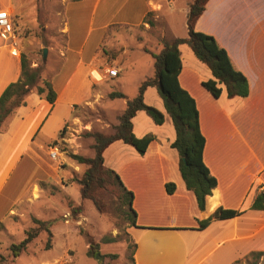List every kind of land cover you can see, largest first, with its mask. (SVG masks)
<instances>
[{"label":"crops","instance_id":"crops-1","mask_svg":"<svg viewBox=\"0 0 264 264\" xmlns=\"http://www.w3.org/2000/svg\"><path fill=\"white\" fill-rule=\"evenodd\" d=\"M190 2L179 5L176 0H65L62 24L55 33H48L46 26L39 25V14L34 5L22 0L16 3L0 0V10L8 12L14 30L17 29L19 50V53H13L9 44L0 38V93L8 83L19 78L21 53L26 55L32 67L38 65L35 50L44 47L47 58L56 56L57 52L64 57L54 75L43 74L56 91L53 105L31 90L26 96V104L18 107L21 113L3 122L7 127L0 130V192L19 160V155L12 157L15 152L41 149L55 139L58 131L76 117L74 105L94 107L103 104L109 91L103 83L107 78L95 81L90 71L108 59L99 49L104 43L106 27L125 24L128 27L124 30L138 28L142 31L138 35L150 36L146 44L138 47L123 44L116 52L122 55L130 50L148 54L152 60L148 59L147 63L152 69L153 57L144 47L158 51L160 39L166 37L165 30L157 31L154 25L169 29L180 21L186 29ZM36 29H40L37 34ZM194 29L214 36L226 50L233 67L245 75L248 93L228 97L224 85L218 83L220 95L213 97L201 84L212 78L210 70L194 56L188 45H179L181 69L178 80L196 102L200 129L205 137L203 160L216 178V186L206 196L202 210L197 207L193 192L186 188L178 170V153L171 147L174 127L155 86L146 88L144 101L162 111L164 121L156 124L143 110L132 117L135 136L154 135L146 151L140 154L121 140H115L105 148L104 165L116 172L123 185L133 193L135 225L127 227L134 244L132 264H232L252 251V234L263 231L264 235V220H256L264 210L249 208L255 193L264 184V0H208ZM58 33L65 36L63 44L67 51L77 35H87L76 50L70 49L75 54L72 63L52 37ZM26 37L31 44L26 42ZM174 37L177 36L171 38ZM117 87L121 90L116 91L122 92L123 82H118L115 89ZM129 97L109 99H119L125 105ZM29 105H33L30 109L33 115L25 134V129L15 126L26 121ZM36 107L43 109L39 112ZM104 112L105 126L116 124L120 112L113 115L107 110ZM167 182L175 185L172 193L165 190ZM7 197H3L2 203ZM218 207L244 208V211L231 218L214 219L206 227L198 228V220L207 218ZM254 221L261 223L252 230Z\"/></svg>","mask_w":264,"mask_h":264},{"label":"rangeland","instance_id":"rangeland-1","mask_svg":"<svg viewBox=\"0 0 264 264\" xmlns=\"http://www.w3.org/2000/svg\"><path fill=\"white\" fill-rule=\"evenodd\" d=\"M17 1L19 0H12L13 3ZM22 1L36 7L39 14V25L46 26V32L55 33L62 24V8L65 0ZM187 2L190 0H176V4L179 5ZM154 29L157 31L164 29L166 37L163 38L168 39L172 36L186 35V29L180 21L169 29H165L163 25H154ZM15 30L17 32L16 28ZM39 31L40 29H36L35 33ZM111 31V36L104 40L101 48V52L108 59L97 67L115 66L120 68L121 72L119 70L115 78L104 80L103 83L107 84L109 91L103 98V104L94 107L89 104L74 105L76 117L66 123L62 137H58V131L55 136L56 142L51 141L41 149L32 150L30 148L24 153L19 151L12 155V157L19 155V160L0 192V216H2L0 220V264H132L133 243L127 232L129 221L124 214L127 207L121 204L120 189L112 178L96 187L95 194L103 208V211H99L90 199L80 198V185L76 179L81 176L84 165L70 157V153L93 156V138L88 133L93 131L110 133L112 131L114 124L109 127L105 126L104 111L107 110L109 115H113L124 108L119 99L110 100L108 96L112 91L121 90L119 87L115 89L118 82H123L122 92L131 98L136 94L140 80L147 75H152L153 72V68L151 69L147 63L148 59L152 60L148 54H137L130 50L122 55L116 52L123 44L135 47L146 44L150 36L138 35L141 31L138 28L136 30L123 29L116 35L113 33V28ZM77 36L70 44L72 51L76 50L85 38L87 39V35ZM140 36L142 38H139ZM52 37L58 46H62V52L67 54L72 63L75 54L70 52V49L66 50V45L63 44L65 36L58 33ZM92 37L93 35L90 39ZM25 40L27 43H32L27 37ZM35 51L34 57L38 64L43 63V49L41 53L39 50ZM46 59L43 63V74L52 76L60 68L64 57L57 52L56 56L50 55ZM31 108L33 105H29L26 110V121L22 124L17 123L15 126L18 129L20 125L21 129H25V134L31 126L30 120L33 115ZM37 109L36 107L35 110ZM42 109L37 111L40 112ZM17 113H21L19 108H16L10 117H14ZM6 127L7 124L2 123L0 130L4 131ZM54 146L57 148V154L55 158H52L49 151L50 147ZM15 181H17L16 184ZM16 185V189L13 190ZM263 188L264 184L261 189ZM6 195L7 200L2 203ZM69 200H73L75 206H81L75 218L71 214ZM33 218L53 220L50 227L51 237L47 232L41 231L19 255L13 257L10 250L11 244L18 243L24 237V231L34 225ZM258 219L264 220V212L256 217V220ZM254 223L252 230L258 228L261 222L254 221ZM89 240L97 244L98 253L96 254L99 257L87 255ZM47 241L50 242V247H46ZM250 242L252 250L258 248L254 250L264 251L263 231L252 234ZM257 264H264V254L259 257Z\"/></svg>","mask_w":264,"mask_h":264},{"label":"trees","instance_id":"trees-1","mask_svg":"<svg viewBox=\"0 0 264 264\" xmlns=\"http://www.w3.org/2000/svg\"><path fill=\"white\" fill-rule=\"evenodd\" d=\"M207 1L192 0L188 5L186 36L170 39L161 38L158 51H152L144 47V50L153 57V73L139 83L137 92L133 97L126 99L124 108L117 115V122L113 125L110 133L100 131L88 133L93 138L94 155L87 157L70 153L73 160L84 165L81 176L76 179L80 185V198L90 199L99 211H103L102 204L95 194V189L109 178H112L121 191V204L127 207L124 214L129 221V225H135L136 213L132 208L133 193L123 185L116 172L104 165L103 152L115 140H121L131 145L140 154L146 151L148 144L154 139V135L147 133L141 137L135 136L132 131V117L137 111L143 110L156 124H161L164 121V113L144 101V92L148 86L156 87L157 93L162 99L164 110L171 118L175 131L171 147L175 148L178 153V170L186 188L193 192L199 209H204L206 196L210 195L212 188L216 186V178L210 173L203 160L205 137L200 129L196 102L190 93L180 85L178 80L181 69L179 45H188L194 56L210 70L212 78L202 81L201 84L213 97L220 95L221 88L217 86L218 83L224 85L228 97L246 96L248 84L245 75L233 67L226 50L218 44L214 36L194 29V24L203 12ZM149 24H152V22L150 21ZM126 27L128 26L125 24L117 23L108 25L103 39L105 40L111 36L112 28L113 33H115ZM101 48L102 45L99 49L101 50ZM39 51L42 52L41 49ZM20 68L19 78L8 83L0 93V128L1 124L12 116L16 108L25 104L26 96L31 90L40 97L45 98L51 105L56 99V91L50 80L43 76L42 63L32 67L26 55L21 53ZM108 96L110 98H125V95L120 91H112ZM65 126L66 124L60 129L58 137H62ZM56 141L57 138L52 140V142ZM164 187L167 193H172L175 185L173 182H167ZM69 206L71 214L75 218L76 214L80 212L81 206H75L73 200H69ZM249 208L264 210V188L255 193ZM243 211L218 207L207 218L198 220V228L206 227L214 219L231 218ZM32 221L34 225L24 231V237L18 243L11 244L10 250L13 257L19 255L41 231L47 232L51 237L52 219L33 218ZM96 246V243L89 240L88 256H94L98 253ZM46 247H50L49 241H47ZM132 248L134 250V244ZM133 250L131 261H133ZM263 254L264 251L252 250L242 258L236 259L232 264H257L259 257Z\"/></svg>","mask_w":264,"mask_h":264},{"label":"built area","instance_id":"built-area-1","mask_svg":"<svg viewBox=\"0 0 264 264\" xmlns=\"http://www.w3.org/2000/svg\"><path fill=\"white\" fill-rule=\"evenodd\" d=\"M0 38L5 40L13 53H19L18 50V37L14 30L12 20L6 10H0ZM119 70L116 67L104 66L103 68L97 67L90 71V76L95 81L102 80L104 78H114L118 75ZM50 157L55 158L57 154V148L50 147Z\"/></svg>","mask_w":264,"mask_h":264},{"label":"water","instance_id":"water-1","mask_svg":"<svg viewBox=\"0 0 264 264\" xmlns=\"http://www.w3.org/2000/svg\"><path fill=\"white\" fill-rule=\"evenodd\" d=\"M46 53H47V49L44 47V48H43V61H45V59H46ZM184 160H185V159H184ZM95 256H96V257H99L98 254H95Z\"/></svg>","mask_w":264,"mask_h":264}]
</instances>
